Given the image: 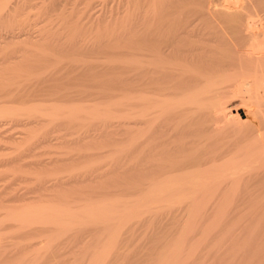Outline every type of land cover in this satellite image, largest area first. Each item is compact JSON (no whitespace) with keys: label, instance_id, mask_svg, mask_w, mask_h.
Returning <instances> with one entry per match:
<instances>
[{"label":"rangeland","instance_id":"1","mask_svg":"<svg viewBox=\"0 0 264 264\" xmlns=\"http://www.w3.org/2000/svg\"><path fill=\"white\" fill-rule=\"evenodd\" d=\"M11 1L0 0V264H91L109 240L111 230L105 222L83 221L63 231L60 218L33 226L32 217L22 219L53 209H67L66 214L77 215L91 204L115 201L117 210L122 211L144 199L153 190L150 188L162 187L169 180L177 186L171 184L168 190L178 197L187 192L188 186L181 184L192 172L212 168L204 147L227 150L222 160L225 162L240 146V133L230 128L223 130L225 121L212 115L206 98L200 100L201 105H191L186 117L177 112L164 114L151 126L126 116L121 118L129 111L128 95H153L155 91L148 88L142 52L135 47H154L153 53L145 52L146 59L155 54L167 57L171 49L180 48L184 50L179 53L180 59L206 71L211 9L207 0L184 4V10L195 8L187 15L197 21L202 31L188 47L182 37L173 40L172 34L169 39L162 35L155 41H144L138 34L135 39L125 37L126 23L133 14L139 22L136 31L143 30L140 26L144 27V14L139 13L144 0L139 10L132 9L134 13H129V0H22L10 9ZM146 2L148 5L150 0ZM133 51L137 53L135 59ZM138 56V64L127 63L132 58L138 60ZM139 68L140 72L136 70ZM128 78L133 79L131 83ZM201 84L185 75L180 86L164 91L178 98L196 92ZM140 89H148L149 93ZM93 107L105 111L111 108L115 116L111 121L91 116L88 119L87 113ZM182 143L186 145L182 147ZM197 146L200 156L192 154V164L142 162L144 149L167 152L171 159ZM169 195L165 193V198L176 197ZM217 197L198 214L192 211L189 199L173 205L156 203L121 229L116 244L113 242L105 255L107 259L97 264H162L191 222L193 229L186 236L182 264H264V210L248 209L252 203H264V195L252 203L243 198L236 201L238 208L229 214L227 224L231 232L206 230L205 236L204 229L209 227L222 194ZM195 243L198 247L188 257Z\"/></svg>","mask_w":264,"mask_h":264},{"label":"bare ground","instance_id":"2","mask_svg":"<svg viewBox=\"0 0 264 264\" xmlns=\"http://www.w3.org/2000/svg\"><path fill=\"white\" fill-rule=\"evenodd\" d=\"M6 1L9 2V0ZM21 1L22 0H12L11 6H7L9 8L11 7L10 9H14L16 6H19V4H21ZM131 1L129 0L132 5H130L129 11L130 9L131 11L129 13H134V10L132 11V9L137 8L136 11L139 10V6L142 5V1ZM144 1L146 2L148 0ZM190 1L191 0H168L167 3L163 1L162 3H160V0H150L148 5L147 2L146 4L144 2L142 10H140L139 13L140 15L138 14L139 16L144 14L142 16L144 18L141 21H144L145 24H142L143 22L140 23L144 25V27L140 26L143 30H137L138 32L142 31V33L139 34L136 31V29H138V26L136 24L139 23L136 18H133L135 17L133 15L136 14H130L131 18L135 19L133 20L135 22H132V19L130 18V23L129 21L126 23L128 25L125 26V37H127V39H135L134 36L138 34L140 36L142 35V39L144 41H155L158 40V38L162 35L169 39L172 34L173 40L182 37V41L186 44V46H193V44L195 43L194 38L200 37L202 31L198 28V24L196 23L197 21L195 19L192 20L187 15L190 11L195 10V8L184 10L186 8V6L184 7V4H188V2ZM207 1L211 10L209 11V22L206 33L207 41L209 43V55L206 71L202 70V68H200L199 66H195L196 64L194 65V63L192 64L190 62V64H188L183 61V59H180L179 53L184 51L180 48L175 49L177 51V54H175V50L171 49L173 52L167 57L163 54H155L153 55V57L146 59L143 58L146 57L145 52L153 53L154 47L144 45V47L138 48L133 45L135 47V50H141L138 51V53L142 52L141 55L143 60L141 62H143V68L145 69V79L147 78V80L149 81L147 83L148 88L153 87L155 91L153 95H134L132 93L128 95L126 97L128 103L127 101L126 103L129 104V111L125 113L123 112L124 115H122L121 118L123 116H126L128 119H137L140 120L144 125L151 126L155 124L158 119L164 114L177 112L180 114V116L186 117V114L191 105H201L200 100L206 98L208 108L209 110H211L212 115L218 116L225 121V127L223 128V130L225 128H230L240 133V146L237 145L238 148L236 149V153L233 151L234 155L229 159L227 158L225 162H222V160L227 155V150L224 152L223 149L220 148V146H215V149H208V147H204L206 148L204 154H208L209 157H211L208 164L212 165V168L210 166V168L208 169L209 171H196L197 173L192 172V175H190V177L186 181L184 180L182 184L180 183L181 185L188 186L187 192L185 193L183 191L185 194L182 195L180 193L181 195L179 194L180 196L178 197L176 194L178 193V191H176V195H174V192L168 190L169 187H171L172 185L177 186V184L171 183V185L169 183L170 180L168 183L161 180L163 184L160 183V186L162 184V187H157L156 185V187H154L155 189L150 188L153 190L151 192L148 191L149 194H147L144 199L139 202L137 201L138 203L128 209L125 208L123 210L122 208V211H120V209H118L119 211L117 210L115 206L117 202L115 201V204L110 203L108 205L91 204L92 206L90 205L85 209L82 208L81 211H83L80 214L76 213L77 215H72L71 213V215H68L69 213L66 214L67 209H51L52 211H40L39 214L34 212L33 215L31 213L30 217L28 216V218H21L22 220L27 221L32 217L33 219L30 220V223L32 222L31 226H33L34 223H37L36 225H38L39 223H44L53 219L57 220L58 218H60V223L63 231L69 228L70 225L74 226L77 223L79 225V223L81 224V222L83 221H88L89 224L92 221L105 222V224H107L108 228L111 230L109 232L110 237L108 236L109 240L107 241L106 245L100 250V252L96 256L97 258L93 259L91 264H97L98 262H100V260L106 258L105 255L109 254V249L111 248L110 246L116 242L115 239L117 237V234L123 227H126L131 219L133 220V218L140 216L144 211L152 209L155 205L157 206L159 202L160 204L162 202H168L169 204L173 205L175 203L177 204L181 200L189 199L192 202L191 204H193L192 208H194V210L192 211H195V213L198 214L201 213L200 211L205 209L204 207H206L207 204H209L211 201L214 202V200H217V196L219 194H222V198L220 199L219 197L220 203L216 207L213 219L208 224L209 227L204 230H207L209 232L213 229H222L224 233L225 229H227L228 232H231V230L229 229L230 227H228L227 224L229 220V214L238 208V202H236L237 200L243 198L245 200H249L252 203L254 199H256L259 195H264V190L262 189V187L264 188V0ZM8 2L6 3L8 4ZM132 3H135V5ZM139 3L141 4L139 5ZM142 11H144V13ZM166 27L169 31H166ZM142 39L140 38V40ZM131 43L134 44V42ZM131 47L126 48L131 49ZM133 53L135 54H133V57L135 59L137 53H135L134 51ZM139 57L140 56L137 57V61L132 58L130 61L128 60L127 63L138 64ZM191 60L193 62L192 57ZM135 66L132 65V67ZM140 69L141 68L136 70L140 72ZM140 74L141 77L144 76V74ZM185 75H188L189 77L193 78V80L201 82L202 84L196 92L189 93L187 95H181L178 98H171V94H168L164 90L171 88V86H180L183 83V77ZM176 77H178L179 79H176ZM130 80L129 82L131 83L133 79L131 81ZM136 81L138 80H135V82ZM138 82L137 84H139ZM131 88L133 89L134 87ZM146 91L147 92H143L149 93L148 89ZM114 106L116 107V104ZM102 109H94V107L92 109H89L87 113L88 119H91L92 117L95 119L96 117H98V119L104 118V120H110V118L112 119V117L115 116L114 114H112V111H110L111 108H109L110 112L107 109L106 111L104 108ZM241 109L243 110L242 112L240 111ZM13 112L15 113V111ZM54 113L55 112L53 110V114ZM140 133L143 132L140 131ZM139 136L141 137V135ZM135 139L137 140V137ZM132 141L130 140V142ZM184 145H186V143H182L181 146L184 147ZM129 147L131 149L133 145L132 147ZM219 150H222L221 153L218 152ZM199 151L200 146H197L193 149H190L189 152H184L179 156H172V158L170 156L171 159H168L169 156H167V152L164 153L151 149H144V160H142V162L143 165H184L186 163H189L190 161L192 164L193 161L190 160L192 154L195 153L200 156ZM116 155L118 154L116 153ZM133 157L134 155L131 158L133 159ZM137 157L141 158V155ZM219 159H221V162L217 163L216 160ZM134 162H137V158ZM156 183L158 184V181ZM165 183L168 185L165 186ZM256 185H261V187L257 188ZM169 192L170 194L172 192L171 195H174L176 197L169 195ZM165 193L166 195L171 196V198H165ZM248 209H250L252 212L264 210V203H262L261 201L252 203L248 206ZM194 219H197V217ZM60 223H57L58 226L60 225ZM192 223L193 222L188 224L183 235L175 242V244H172L173 246L169 251V258L167 257L168 259L162 264H182V258L184 256L181 254L183 252V246L186 243V236L191 233L193 229L194 223ZM207 231L206 233L203 232L205 233V236L207 234ZM203 239L206 238L204 237ZM195 244L197 246L193 245L192 247L190 246L191 248L189 247V253H187L189 255L188 257L194 255L193 253L195 252L196 247H198V244ZM200 244L201 243H199V245ZM245 245H249V242H246Z\"/></svg>","mask_w":264,"mask_h":264}]
</instances>
